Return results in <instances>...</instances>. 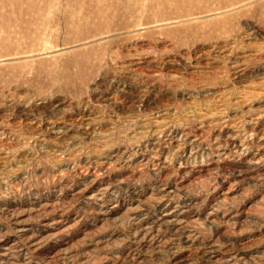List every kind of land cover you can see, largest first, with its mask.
<instances>
[{
    "label": "rangeland",
    "instance_id": "1",
    "mask_svg": "<svg viewBox=\"0 0 264 264\" xmlns=\"http://www.w3.org/2000/svg\"><path fill=\"white\" fill-rule=\"evenodd\" d=\"M0 264H264V0H0Z\"/></svg>",
    "mask_w": 264,
    "mask_h": 264
},
{
    "label": "bare ground",
    "instance_id": "2",
    "mask_svg": "<svg viewBox=\"0 0 264 264\" xmlns=\"http://www.w3.org/2000/svg\"><path fill=\"white\" fill-rule=\"evenodd\" d=\"M125 2V1H124ZM126 3V2H125ZM104 4V3H103ZM122 4V3H121ZM96 5V4H95ZM106 5V4H105ZM134 6V5H133ZM123 7V6H122ZM99 8V7H98ZM110 8V7H109ZM134 8H135V6H134ZM115 9V8H114ZM124 9V8H123ZM133 9V8H132ZM93 10V9H92ZM127 10V9H126ZM126 10H125V12H126ZM128 10H129V8H128ZM105 13V12H104ZM115 13V12H114ZM117 15V14H116ZM110 16V15H109ZM120 16V15H119ZM125 16V15H124ZM159 18V17H158ZM170 18V17H169ZM118 20V19H117ZM120 20V19H119ZM146 22V21H145ZM84 24H85V22H84ZM88 24V23H87ZM108 24H109V22H108Z\"/></svg>",
    "mask_w": 264,
    "mask_h": 264
}]
</instances>
